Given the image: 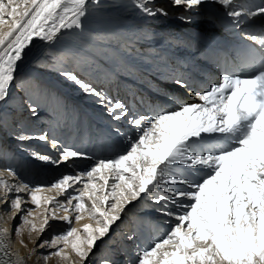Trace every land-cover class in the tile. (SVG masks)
Wrapping results in <instances>:
<instances>
[{
    "label": "snow or ice",
    "instance_id": "snow-or-ice-1",
    "mask_svg": "<svg viewBox=\"0 0 264 264\" xmlns=\"http://www.w3.org/2000/svg\"><path fill=\"white\" fill-rule=\"evenodd\" d=\"M132 5L142 17L154 21L170 15L168 7L158 6L156 0H132ZM206 6H210L207 11ZM101 7V0H0L3 137H12L26 151H30L23 147L26 141L47 143L57 158L39 151L30 154L56 167L75 159H93L63 146L55 135L26 130L28 117L38 114L37 101L53 106L56 124L67 112L36 74L20 71L37 42L44 49L37 67L58 71L105 107L111 120L131 125L136 133L125 136L116 125L113 133L123 136L127 145L123 152L110 159L95 158L90 169L64 174L51 185H31L10 165L0 168V205H7L0 210V264H26L13 250V237L24 231L30 238L36 234L30 255L46 249L41 254L44 264L52 258H57V264H93L101 244L108 248L99 264H264V0H169V7L182 9L179 20L195 26L181 43L202 51L219 69L216 81L204 88L195 78L197 65L186 74L169 71L166 57L136 49L140 39L154 32L133 33L127 40L118 33L106 34L104 55L116 68L113 75L121 70L141 78L154 74L183 90L171 95L158 90L151 101L141 97L151 112L139 115L68 70L70 64L88 61L78 52L66 51L61 43L66 37L82 35L86 20ZM217 28L224 30L222 37L213 39L210 33ZM13 88L24 93L22 104L14 105ZM185 93L193 99H185ZM12 158L0 138V159ZM52 191L65 195V200L43 195ZM137 201L175 223L131 261L118 239L134 241L137 233L118 239L111 233L138 207ZM85 213L90 223L40 239L50 221L71 225L74 218L80 224ZM17 216L20 223L10 231L5 224ZM21 244L27 247L23 240Z\"/></svg>",
    "mask_w": 264,
    "mask_h": 264
},
{
    "label": "rangeland",
    "instance_id": "rangeland-1",
    "mask_svg": "<svg viewBox=\"0 0 264 264\" xmlns=\"http://www.w3.org/2000/svg\"><path fill=\"white\" fill-rule=\"evenodd\" d=\"M104 1H107V0H104ZM157 3L160 4L161 2L157 1ZM163 4H165V3H163ZM168 5H169V3H168ZM139 14H140L139 11H136L134 13L130 12V13L125 14V15L135 16V15H139ZM140 16H141V14H140ZM145 18H147V17H145ZM156 27L136 26V27L132 28V30L129 32L131 34H128V35H129V37H131L133 35V33L157 32L158 33L157 37L153 36V38L148 39L150 36H146V37H144V39L146 41L150 42L151 43L150 45L153 44L158 50L160 49L162 43H163L162 44L163 46L168 45L167 46L168 49L176 47V50H174V52L177 53L178 47L175 44L173 45L172 36L170 34H167L165 29H163V31H162L165 34L163 36L162 32L158 30V28H160V27H158V28H156ZM4 30H7L6 26H5ZM98 39L102 42V45H99V44L93 43V42L88 43V42H86V41H84V40H82L76 36L66 37L65 41H63L62 44H64V45L67 44V45H71V46H76V45L80 46L81 49L89 51V53L96 55V57L104 60L105 62L109 63L113 68H115V66L112 64L111 60L106 55H104L105 47H107V41L105 40V35L98 37ZM139 48H141V46ZM143 50L145 53L143 52ZM66 51H69V50H66ZM138 51L141 53H144L146 55L149 54L150 56H151V52L154 55L156 53H158V52H155L154 49H152L151 47L142 48V49H139ZM71 52H75V51H71ZM78 53H80L82 56L85 57V59H87V61H88L87 64H80V65L70 64V65H68V70L73 71L80 79L85 80L88 83H91L93 85V87H96V88L102 90L103 92H105L109 97H111V99L113 101L118 100L117 98H115V97H117V95H116L117 93L115 92L116 81L113 79L111 81V79H110V78H112L113 75L109 78H106V76L104 75L105 72L101 69V67L98 64H96V62L93 60V58H91L90 56H87L81 52H78ZM43 54H44V52L39 57H42ZM37 59H36V61H37ZM104 67H106V66L104 65ZM32 68H34L38 72H41L43 75H45V77L46 76L49 77V75L51 74L50 78L52 79V82L48 83L46 81L47 79L39 77V83L50 94L54 95L55 97H58L59 100L61 101L62 105L67 106V112L64 115H62V117L60 118L59 124L56 126V129L53 130L54 135L57 137V139L60 138L59 140L61 141V143L67 142L65 145L81 146V149H85L84 152L87 151V147L89 150H90V148H93L94 150H98V148H100L103 144H105L107 141V136L110 135L111 130H110V128H107V126L101 121V116L98 115L96 110L94 109V108H97V106H100L99 104L94 102L95 98L86 95L87 98H84V100L82 101V102L85 101L84 103L76 101L74 99L75 96L77 94L82 95L84 93L76 85H74L73 83L67 81L64 77H62L58 73V71H56L50 67H37L36 62L32 65ZM109 69H111V68H109ZM106 71H110V70H106ZM111 71H114V70L111 69ZM119 73L120 74L124 73L123 76L127 79L138 78V80H143V78H141L139 76H135V77L129 76L127 73L125 74V72L122 70L119 71ZM123 76L122 77L118 76L117 78L124 80ZM145 77H148V79L153 78L152 74H146ZM110 81L112 83H114V85L112 84L110 86H106L107 83H110ZM109 87H110V89H109ZM13 92H14V94H16L17 96L20 97L19 100H15L13 102L14 105L15 104L16 105L22 104L24 102V100L26 99L24 93L22 91H17L16 88H13ZM37 103L40 104V108H39L40 112L39 111L38 112L40 114H43L38 118V121H37V118H35V116L34 117H28V113L25 112L26 117H28V120H30V122L35 123V126H34V125H31L30 122L27 121L26 122V130L28 132L36 134V135L40 134L41 131H40V133L37 132V130H35L33 128V126L35 128H37V126L40 125V127L41 128L43 127V129H44L43 132H49L53 127L50 124L56 123L55 120H53L54 119L53 118V106L46 104L43 101H37ZM25 107H26V105H25ZM103 111H106V109H103ZM46 113H48V115ZM31 118H34V119H31ZM68 122H69V124H68ZM121 122L122 121H120V123ZM74 124L76 125L75 128L72 127ZM76 127H78V129ZM82 128L84 130H82ZM99 134H101V137H102V139L100 141H99V138L96 137V135H99ZM73 135H74V137H73ZM82 136H83V138H81ZM0 138L4 139L5 147H7L10 150V152L14 154V158H12V164L16 166V172L18 173L19 177L31 185L47 186V185L43 184L45 182L42 181L43 179H41L42 177H40L41 174L39 173V169L35 166L36 164H38L39 167H42L45 169L46 173H48L49 178L52 182H54L55 180H57L58 178H60L64 174H74V173H77L80 171L78 168L75 169L72 167H68L69 168L68 169L65 167V164L62 163L58 167V170L61 169V171L59 172V174H56V169H57L56 166H53L52 164L47 165L44 162L34 160L30 154V151H39V152L44 153V151L41 148L42 142H37L34 139L31 141L24 142L23 147L25 149L30 150V151H26V150H21V148L18 147L17 141L15 139L12 138V140L9 141L8 139H10L11 137H3V134H0ZM64 138H66V139H64ZM81 139H82V142L80 141ZM84 139H86V140H84ZM65 140H66V142H65ZM88 145L91 147L89 148ZM89 150L87 152H85L87 155L89 153ZM112 158H114V156H112ZM81 160H82V158L78 159V162H80ZM0 161L2 162L1 167H3L4 166L3 161L5 162V160L0 159ZM71 168H72V170H71ZM36 169H37V171H36ZM88 169H90V168H88ZM88 169H86V170H88ZM56 175H57V177H55ZM77 187H79V186H77ZM53 192H55V191H52L50 193H53ZM55 193L57 194V192H55ZM64 200H65V198L60 200V201H64ZM137 203L138 202H136V204ZM25 207H27V205ZM30 207H33V206H30ZM6 208H7V206L4 209H6ZM130 213L131 212H129L127 214V216L129 219L131 218L130 220L128 219V221H130V224H131L132 221H134V219H136L137 213L136 212H132L131 214ZM149 214H151L152 216ZM37 215H39V214L37 213ZM146 215L150 216L149 217L150 221H148V224H147L148 233L150 232V234H148V239L151 238L150 243H152L158 239H161L163 237V236L161 237V234L163 233V231L165 230L164 234H166V232L170 229L172 224L175 223V221H173L171 218L163 217V216H161L158 213L153 212V211H151L150 213H147ZM74 216H75V213L73 214V217ZM165 220H170L171 222L165 223ZM9 222L11 223L10 225L12 227H15V228L20 223V222H18L16 224L15 220L9 221ZM35 222L38 224L39 219H37ZM58 222H59L58 220L50 221L51 227H49L47 229V231H45V233H43V235L40 237V239L41 240L50 239L54 234H59V233L65 231L67 228L76 227V225H77L75 223L74 218H73V223L71 225L66 224V223H58ZM135 223H137V222H135ZM125 228H126V226L123 225L122 228L121 227L118 228L116 233L115 232L111 233L113 236L112 238L118 239V238H120L121 235L125 236L124 234L127 233V230ZM121 229L122 230L124 229V232H121ZM26 233H27V231H24L22 236L14 237L16 241L20 242L21 250L23 251V254L25 256L24 257L25 260L29 264H44L43 259L41 258V254L44 253L46 251V249L45 248L37 249V251L34 255H30L31 250L34 247V241L36 238V234L35 233L32 234V237L30 238L29 235ZM21 240H23L24 244H26L27 247L22 246ZM118 242L120 243V242H122V240L119 241V239H118ZM107 248H108V245H104V244L100 245L99 249L97 250L99 254L93 259V264H99L100 256L104 254V252L107 250ZM52 251H54V249ZM48 264H57V258L50 259Z\"/></svg>",
    "mask_w": 264,
    "mask_h": 264
},
{
    "label": "bare ground",
    "instance_id": "bare-ground-1",
    "mask_svg": "<svg viewBox=\"0 0 264 264\" xmlns=\"http://www.w3.org/2000/svg\"><path fill=\"white\" fill-rule=\"evenodd\" d=\"M157 1H161V0H156V3H157ZM101 2H102V7H101L100 11L98 13H96L95 15L90 16L86 20L83 34L82 35H79V36H76V37H79L80 39H82V40H84V41H86L88 43L93 42V43H97L99 45H102V42L98 39V37H101V36L94 35L93 33L94 32H105L107 34H109V33H118L120 35V37L122 38V40H124V39L127 40L128 38H127V36L125 34H123V32L124 31L125 32H130L131 31V29H130L131 28V24L133 22H131V21H123L122 23H119V22L114 21V18L118 17L119 14H122V13H125V12H128V11H131V13L132 12L134 13V12L138 11L137 9H135L133 7L132 0H107V1L101 0ZM164 3H165L164 4L165 7H168L171 10L173 9V8L169 7V5H168L169 1L168 0H164ZM157 5H159V4L157 3ZM209 7L210 6H206V9L205 10L207 11ZM152 21H153V23L157 27H160V29L161 28L162 29H165L166 33H171V35L173 36V38L176 40L177 44L182 47V57L179 60L174 59L173 56L172 55L171 56L168 55L167 52H166V54L165 53L163 54V56L166 57L167 60L169 61L168 70L169 71H175L177 73H185V74L191 72L192 71V64H191V60L192 59L191 58L195 54H193V51L190 49L189 46L181 43L185 39H184L182 30L180 29V26L181 25H186V24L182 23L176 17L175 18L172 17V20H169L167 18H161L158 21H154V20H152ZM173 27H175V28H173ZM154 33H155L154 37L158 35L157 32H154ZM149 38H153V37L150 36ZM144 41H145V39L142 38L141 39V42H140L141 48H144V46H142L143 43H144ZM166 46H168V45H166ZM60 47L66 49V50H69V51L81 52V53H83V54H85L87 56H90L91 58L92 57L93 58L96 57V55H93V54L89 53V51H85V50L81 49L80 46H77V45L76 46H71V45H67V44L64 45V44L61 43ZM43 52H44L43 47L40 46L39 42H37V47L34 48V49H32L30 52H28V54H27V56L25 58V61L21 65L20 71L21 72L30 71V72L36 74L40 78L47 79L46 81L48 83H50V82H52V79L50 78L51 74L49 75V77H47V76L45 77V75H43L41 72H38L37 70H35L34 68H32V65L36 62V59ZM143 52H144V50H143ZM188 53L191 54L190 57L188 56ZM152 55H154V54L151 52V56ZM96 58H98V57H96ZM104 68L106 70H110V71H106V74L108 75L107 78L111 77L113 75L112 73L115 72V71H111V69H109L108 66H106ZM198 68H201V67L198 66ZM113 76H115V75H113ZM117 77L118 76H116L117 82L115 84V88H116V92H117V94H116L117 97H115V98H117L120 101H123L124 103L126 102L125 99L127 97H129V100H130L131 97L139 98V102H140V98L141 97L143 99H145V100L151 101V100H153L156 97L158 90L159 91H166L170 95L171 94H175L177 91H180V90H177L176 87L174 88V86H175L174 84H172V83H170L169 85L166 84V81L167 80L163 76H157V75L152 74L153 79H148V77H145L144 76L143 77V81L141 83L138 82L136 79H133V80H126V79H124L123 80V79H118ZM112 84L114 85V83H112ZM12 94L15 96V100H19L20 99L19 96H17L16 94H14L13 89H12ZM84 98H87V96L85 94H82V95H78L77 94L74 99L76 101L82 102L84 100ZM135 101H137V100H135ZM84 102H82V103H84ZM127 104H128V107L130 105L131 111L135 112L137 115H139L141 113H149V109H145L141 102L138 104V103L133 102L131 100ZM140 105H142V106H140ZM145 105H148V103H145ZM94 109L96 110L97 114L101 116V121L107 126V128H110L111 129V132L112 133H113V131H112L113 128H115L116 125H119V127L121 129V132L124 133L125 136L135 137V134H136L135 133V129L131 125H129V124L127 125V123H125L123 121L120 123V122L111 120V118L107 115V111H103V109H106L105 107L97 106V108H94ZM39 112L35 116V118H37V121H38V118L41 115H43V114H40ZM46 114L48 115V113H46ZM24 116L26 117L25 112H24ZM31 119H34V118H31ZM27 121L30 122V120H28V119H27ZM30 124L35 126V123H33V122H30ZM68 124H69V122H68ZM50 125L53 126V127H52V129L48 133L50 134V136H52V135H54V131L53 130L56 129V126L58 124L54 123V124H50ZM34 126H33V128L35 130H37V132L40 133V131H41V133H43V130H44L43 127L41 128L40 125H38L37 128H35ZM75 126L76 125L74 124L72 127L75 128ZM76 128L78 129V127H76ZM82 130H84V129L82 128ZM114 136L119 140V142L123 145V148L125 149L127 147V145L123 142L124 137L123 136L117 137L115 134H114ZM73 137H74V135H73ZM96 137L99 138V141L102 139L101 134L96 135ZM81 138H83V136ZM64 139H66V138H64ZM8 140L11 141L12 140V137L10 139H8ZM34 140H36L37 142H42V141H39L38 139H34ZM84 140H86V139H84ZM80 141L82 142V139ZM65 142H66V140H65ZM66 143H63L62 142L61 144L63 146H65ZM41 144H42L41 148L44 151V153L53 156V158H55V157L57 158L58 153L55 152V151H53V150H51L50 147H49V145L47 143L42 142ZM65 147H69V148H72L74 150H77V151H80V152H84V151H82L83 149H81L80 146L67 145ZM90 147L91 146H89V148ZM88 150L89 149L87 147V151ZM118 150L120 151V149H118ZM87 151H85V152H87ZM88 156L93 157V159H82L80 162H78V159H75V160L70 161L69 164H65V167L66 168L72 167V168H75V169L78 168L80 170L79 172H84L86 169H88V168H90L91 166L94 165L95 158H105V159L112 158V147H111L110 143L108 142V139H107V145L106 144H103L100 148H98V150H94L93 148H90L89 153H88ZM3 163H4V161H3ZM69 165H72V166H69ZM1 166H2V162L0 161V167ZM35 166L39 169V173L41 174V176L40 175L39 176L42 177L41 178V179H43L42 181L45 182L43 184L44 185H50L52 183V181L50 180L49 175H48V173H46L45 169L42 168V167H39L38 164H36ZM56 168H57L56 169V174H59V172L61 171V169L58 170V167H56ZM72 168H71V170H72ZM36 171H37V169H36ZM74 174H76V173H74ZM55 177H57V175ZM69 191H71V189ZM21 195H25V194H21ZM43 195H46V196H49V197H56V198H58V200H62V199L65 198V195H60L58 193L56 194L55 192H53V193L45 192V193H43ZM137 202L138 203L136 205H138V207H135L132 210V212H136L137 213L136 219H134V221H132V223L130 224V221H128V219H129L128 216L125 215L123 217L122 222H118L119 225H120L119 227L122 228L123 225L126 226L125 229L127 230V233L124 234L125 236L127 234L132 233L133 231H135L137 233L134 242H131V241L127 240V239H122V242H120L122 244V246L126 249L127 258L129 260H131V261H135L138 251H142L145 248H149L153 244V242L150 243L151 238L148 239V234H150V232L148 233L147 224H148V221H150L149 220V217L150 216H147L146 215L147 213H150L151 211L148 208L140 205V202L139 201H137ZM26 205H27V207L28 206L29 207L32 206L31 204H26ZM6 206L7 205H0V210H4V208ZM130 207H132V206H130ZM84 215H85V219L82 220L80 222V224H77L76 227L79 228V227H82L83 224L90 223L91 222V221H89L86 218L87 217V213H85ZM149 215H151V214H149ZM58 221H59L58 223H65V222L60 221V220H58ZM18 222H20L19 216H17V218L15 219V223L17 224ZM135 222H137V223H135ZM10 224H11L10 222H7L5 224V227H8L10 229V231H11V230L15 229V227H12ZM113 228H114V231L112 233H114V232L116 233L117 230H118V228H116L115 225L113 226ZM164 231L161 234V237L165 235L164 234ZM121 232H124V229L123 230L121 229ZM26 234H28V233H26ZM125 236L121 235L120 238L121 237H125ZM111 237H113L112 234H111ZM13 240H14L13 250L16 251V252H18L20 254V256L22 258H24L25 256L23 254V251L21 250L20 242L19 241H16L14 237H13ZM136 245H140V248H139L138 251H137V249H135V248H137ZM120 259L121 260H124L125 257L124 256H121ZM26 264H29V263H27V261H26ZM65 264H68V263L65 262Z\"/></svg>",
    "mask_w": 264,
    "mask_h": 264
}]
</instances>
